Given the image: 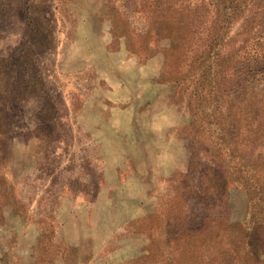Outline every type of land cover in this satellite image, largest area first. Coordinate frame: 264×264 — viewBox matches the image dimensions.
<instances>
[{
	"label": "rangeland",
	"instance_id": "1",
	"mask_svg": "<svg viewBox=\"0 0 264 264\" xmlns=\"http://www.w3.org/2000/svg\"><path fill=\"white\" fill-rule=\"evenodd\" d=\"M183 1L0 0V264H264V116L177 73Z\"/></svg>",
	"mask_w": 264,
	"mask_h": 264
},
{
	"label": "trees",
	"instance_id": "2",
	"mask_svg": "<svg viewBox=\"0 0 264 264\" xmlns=\"http://www.w3.org/2000/svg\"><path fill=\"white\" fill-rule=\"evenodd\" d=\"M202 2H174L163 8L171 12L177 37L183 41L184 55L177 59V73L181 76L179 68L190 57V63L196 64L194 69L200 71L194 81L206 83V94L213 104L222 93L228 111L235 108L234 100L238 99L242 114L264 116V0ZM235 86L243 91L233 96ZM251 127L246 131L254 141V133L261 132L264 124L255 131Z\"/></svg>",
	"mask_w": 264,
	"mask_h": 264
}]
</instances>
